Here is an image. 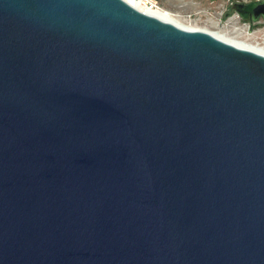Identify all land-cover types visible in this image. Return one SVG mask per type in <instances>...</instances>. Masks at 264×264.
<instances>
[{"label":"water","instance_id":"95a60500","mask_svg":"<svg viewBox=\"0 0 264 264\" xmlns=\"http://www.w3.org/2000/svg\"><path fill=\"white\" fill-rule=\"evenodd\" d=\"M0 264H264V33L0 0Z\"/></svg>","mask_w":264,"mask_h":264},{"label":"rangeland","instance_id":"374dc122","mask_svg":"<svg viewBox=\"0 0 264 264\" xmlns=\"http://www.w3.org/2000/svg\"><path fill=\"white\" fill-rule=\"evenodd\" d=\"M149 8L154 9L155 6L170 12L177 22L185 27H193L197 30L206 31L214 35L215 37L228 42V41H239L249 44L256 36L260 34L258 27L251 29L250 35H247L246 29L243 24L246 23L241 21L238 17L232 18V10L220 11V20L217 22H211L207 17L199 15L197 12L190 11L188 13L176 12L175 7L168 6L165 1H155L148 3ZM210 10L209 12H213ZM225 13H229L226 15ZM237 28V30H235ZM264 31L261 29V32ZM255 32V33H253Z\"/></svg>","mask_w":264,"mask_h":264},{"label":"crops","instance_id":"0c3cea01","mask_svg":"<svg viewBox=\"0 0 264 264\" xmlns=\"http://www.w3.org/2000/svg\"><path fill=\"white\" fill-rule=\"evenodd\" d=\"M165 1L168 6L175 7L176 12L188 13L190 11L197 12L199 15L205 16L211 22H217L220 20V11L222 10H232L233 15L235 12V5L237 4H247L254 0H159ZM214 10L213 12H209ZM228 15L229 13H225ZM257 30L256 32L260 31ZM255 33V32H253Z\"/></svg>","mask_w":264,"mask_h":264},{"label":"bare ground","instance_id":"6f19581e","mask_svg":"<svg viewBox=\"0 0 264 264\" xmlns=\"http://www.w3.org/2000/svg\"><path fill=\"white\" fill-rule=\"evenodd\" d=\"M126 2H135L137 3L143 10H145L146 12H148L149 14L159 18V19H162L164 21H168V22H171V23H174L180 27H183V28H186V29H190V30H197L193 27H185V26H182L180 25L177 20H175V18L173 17V15L166 11V10H163L157 6H155L154 9H151L149 8L148 3H152V0H124ZM228 43L234 45V46H237V47H245L246 45H248L247 43H244V42H239V41H228Z\"/></svg>","mask_w":264,"mask_h":264},{"label":"built area","instance_id":"2783aa9c","mask_svg":"<svg viewBox=\"0 0 264 264\" xmlns=\"http://www.w3.org/2000/svg\"><path fill=\"white\" fill-rule=\"evenodd\" d=\"M254 1L264 2V0H254ZM234 17H238L236 13H234L232 15V18H234ZM243 27L246 29V32L245 33L247 35H250L251 29H253L254 27L255 28L258 27V28H261L262 30H264V22H262L261 20L258 21L257 23H254V24H251V23L246 22V23L243 24ZM235 30H237V28H235Z\"/></svg>","mask_w":264,"mask_h":264},{"label":"flooded vegetation","instance_id":"af4514ba","mask_svg":"<svg viewBox=\"0 0 264 264\" xmlns=\"http://www.w3.org/2000/svg\"><path fill=\"white\" fill-rule=\"evenodd\" d=\"M235 12L237 11V8L235 7ZM243 13H247L246 11H243ZM237 14V13H236ZM237 16H238V18L241 20V21H244V22H248V23H251V24H254V23H257L258 21H262V22H264V19H262L261 17L257 20V21H252V22H249V19L251 18L250 16H249V14H247L246 15V17H243L242 15H238L237 14Z\"/></svg>","mask_w":264,"mask_h":264},{"label":"trees","instance_id":"16d2710c","mask_svg":"<svg viewBox=\"0 0 264 264\" xmlns=\"http://www.w3.org/2000/svg\"><path fill=\"white\" fill-rule=\"evenodd\" d=\"M155 1H159V0H155Z\"/></svg>","mask_w":264,"mask_h":264}]
</instances>
